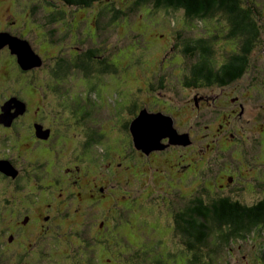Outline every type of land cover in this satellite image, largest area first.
<instances>
[{
  "label": "rangeland",
  "instance_id": "rangeland-1",
  "mask_svg": "<svg viewBox=\"0 0 264 264\" xmlns=\"http://www.w3.org/2000/svg\"><path fill=\"white\" fill-rule=\"evenodd\" d=\"M126 1L115 0L121 8L126 5ZM31 3L32 0H0V29L27 38L43 59L40 66L23 72L7 50L0 51V105L5 98L12 95H17L28 103V110L16 123L19 135L16 140L11 141L24 156L30 153L24 158L25 161L31 158L37 160L39 156L45 167L52 165L49 169L56 174H63V169L76 165L79 167V170L77 169L79 183L71 187L70 181L75 176L62 175L65 177L62 178V184L68 186L64 192L69 193L70 190L77 192L76 199L66 198L64 204L68 209L77 206V210L73 212L74 216L62 215L58 221L62 225V242H58L56 247L51 249L54 259H47L50 251L35 244V236H39L40 230L32 224L27 232V235L30 232L32 235L23 239L25 243L18 247L20 252L24 251V247L29 251L26 252L24 264H132L134 255L142 252L141 245L147 240L156 244L158 248L162 242L167 244L168 252L179 257L180 252L186 251V246L182 236L171 232L172 212L168 206L162 204V196L169 197L185 191L193 192L192 196L199 194L208 198V193L219 191V186L209 184L206 188L208 192L204 193L200 190L201 187L196 188L194 181L197 177L194 174L190 173L188 177H184V171L188 166L182 164L187 160L202 161L198 164L199 168L208 165L202 173L204 179L206 175L211 178L213 174L222 172L220 174L223 177L219 182L224 184V188L228 185L235 188L242 186L243 196L248 203L264 195V148L263 145L252 146L251 141L253 135H258L262 140L264 138L257 133L262 124L264 128V92L259 93L255 89L256 84L249 86L250 80H246L239 87L235 86V90L230 86L221 89L218 87L213 92L208 91L213 98L215 94L217 96L227 93L221 97L223 100L218 101L219 103L225 101L227 105L234 102L239 105L244 101L247 113L238 116L232 122L224 123L223 127L218 125L220 121L209 124L211 109L217 108L215 105L210 108L201 101L200 109L203 114L196 110H192L190 114L183 111L184 108H188L184 105L188 103H184L187 97L185 93L201 95L199 91L189 89L188 92H184L178 83L169 82L163 89L151 88L153 82L157 84L164 81L159 77V73L164 71L160 72L161 66L167 67L168 71L177 68L178 74L181 70L179 68L181 63L175 64L176 68L170 63V56H173L172 47L175 46L177 39L175 31L178 22L175 18L182 15L181 11L171 17L163 11L150 10L152 13L149 14L147 11L141 13L136 9L130 14V25L127 28L121 24L117 27V32L111 27L100 33L94 19L99 9L97 4L88 8L69 6L63 1L43 0L41 6L33 13ZM54 16L56 17L53 18ZM159 21L165 25L159 24ZM132 29L136 32L131 33ZM137 32H141L142 36L138 37ZM89 34L92 39L88 38ZM82 41H85V44ZM89 47L99 49L103 57L111 55L117 66H121L118 72L104 74L103 81H97L93 85L84 79L82 74L75 71L73 73L72 70L69 77L66 76L58 83V77L54 75L56 62L60 59L70 60L79 53H84ZM257 74L255 73L254 77ZM91 86H94L95 90L90 91ZM98 87L102 88V97L100 92L96 91ZM232 90L235 93H232ZM179 92L182 93L179 95ZM87 93L91 95V105L97 104V112L93 113L94 120H91L92 113L88 118L85 116L87 113L83 112V105L89 103L84 100L88 97ZM159 93L162 95L156 96ZM79 95H83V100L77 98ZM228 98L230 101H227ZM75 99L82 103L75 102ZM7 101L9 99L5 100V103ZM181 103L184 104L180 106L182 109L179 112L167 111L168 106L173 109ZM144 104L151 109L149 111L163 109L170 115L174 114L176 116L174 126L182 135L189 132L190 143H169L165 148L152 150L148 154L134 148L130 142L132 136L125 131L124 124L130 117L129 108L134 109L136 113ZM12 105L15 104L12 102ZM37 120L43 127L51 128L53 134L50 145L44 146L33 142L32 135L36 129L33 123ZM90 126L103 134L99 139L101 145L94 143L88 148L89 135L86 136V129ZM222 128L226 133L235 129L233 134L235 136L240 134L244 142L241 144L242 142L237 141V145L234 146L237 148L242 146V150L247 148L253 151L254 155L258 156V164L252 160L250 154H247L243 158L241 157L243 155L239 156L244 160L240 167H233L235 153L232 155L231 149L223 152L220 141L225 142L224 146H230L234 137L230 135L229 141L226 134H222ZM14 133L16 132L12 131L11 135L15 136ZM163 141L168 143L169 140L164 138ZM212 142L208 149L207 143ZM57 148L60 149V158L55 153ZM177 166L181 169L178 170ZM160 168L165 170L158 171ZM162 172H164L162 175L157 174ZM200 173L201 169L198 172L199 176ZM48 177H51L50 174ZM227 178L230 181H227ZM259 182H263V186ZM122 185L129 191L130 197L123 201V204L125 190ZM98 187L102 188L101 191L97 190ZM189 187H192V190ZM145 190L148 194L143 195ZM144 199L148 203L156 201L155 211L152 212L153 208L151 211L145 210L148 203H144ZM78 201H82L84 209H78ZM92 215L95 223L84 225L87 219V223H91ZM4 219V225L14 227L13 215L5 216ZM35 220L38 222L41 219ZM77 228L85 229L87 233L85 235L77 233ZM121 232L126 236L121 235ZM116 233L117 240L127 241L125 244L128 243V246L134 243L133 248L126 247V250L133 253L128 254L123 249L122 253V246H119L114 238ZM149 237L153 239H148ZM251 238L249 241L239 240L237 244L234 243V260L233 262L230 260L231 264H256L259 247L260 255L264 258V243L261 245L264 240L260 239V234H253ZM88 239L89 245L86 244ZM85 250L93 251L92 256L95 259L90 262ZM160 250L164 252L163 248ZM227 250L224 247L219 254L217 253V261L215 258V262L211 263L228 264ZM16 252L17 250L13 248L6 250L4 255H9L13 261L11 255Z\"/></svg>",
  "mask_w": 264,
  "mask_h": 264
},
{
  "label": "trees",
  "instance_id": "trees-1",
  "mask_svg": "<svg viewBox=\"0 0 264 264\" xmlns=\"http://www.w3.org/2000/svg\"><path fill=\"white\" fill-rule=\"evenodd\" d=\"M62 1L69 6L72 5L76 7L89 8L97 4L99 9L94 19L96 20L95 25L100 33L106 28L111 29V27L114 32H117V27L121 24H124V27L127 28L130 25V14L136 9L140 10L141 13L142 11H147L149 14H151L152 11H163L171 17H173L175 13L181 11L182 15L175 18L178 24H182V26L180 27V25L177 24V29L175 31L177 39L175 41V46L172 47L173 56H170V63L174 68L181 63L179 68L182 69V74L185 77L183 78L179 75L180 73L178 74V71H176L178 70L177 68L168 71L167 67L161 66L160 72H162L161 70L164 71L159 73V77L164 81L157 82V84L153 82L152 84L154 88L158 87L159 90L163 89L167 82L174 84L178 83L184 92H188V90L185 91L187 86H191L190 88L194 90H199L202 96H206V99H203L206 106L211 108L213 107L212 105H215L217 107L211 109L209 124H216L218 121H220L219 124L227 123L230 121V116L229 111H227L226 115V110L223 109L226 107L225 101L218 102L223 100L221 97L227 93L224 92L217 96L215 94V98H213L208 91L213 92L214 89L216 90L218 87L221 89L230 86L235 90L240 84L246 82V80H250L249 86L256 84L255 89L259 93L264 92V1L127 0L123 8L118 6L115 0H61L60 2ZM42 2L43 0H32L31 11L33 13L36 12V9L38 6H41L40 4H42ZM48 3H54V1H48ZM55 17L56 16L53 18ZM149 20L153 21L152 18H149ZM159 24L165 25L160 21ZM133 32H136V30L132 29L131 33ZM140 33L137 32L136 35L138 37L142 36ZM229 35L232 36L227 39L228 43L234 42L235 44V46L231 44V48L236 49V46L239 44V53L232 54L231 56L229 54L226 55V44L223 42ZM233 37H235L238 42ZM88 38L92 39L90 34ZM82 42L84 43L85 41ZM100 54L101 51H99V49L89 47L84 53H79L70 60H58L54 67V75L58 77V83H60V80L63 81L66 76L69 77L72 70L73 73L75 71L82 74L83 78L90 81L93 85L97 83V81L102 82L104 74L117 73L121 66H117L116 60L111 55L103 57ZM255 73L258 74L254 77ZM180 80H185L186 84L179 83ZM101 89L102 88H99L96 91H99L102 97ZM92 90H95L94 86L90 87V91ZM181 93L182 92H179V95ZM190 93H185L187 97L184 103L188 102L187 104L181 103L178 107H173V109L168 106L169 109H167V111L178 112L182 109L180 106L184 104L188 107V110L184 108L185 110L183 109V111H188L190 114L192 110H196L197 112L201 111V114H203L200 109L202 108L201 105L195 106V95H192L193 92ZM232 93L235 92L232 90ZM86 95H88V93ZM82 96L83 95H79L77 98L83 100ZM90 96L91 95H88V97L84 99L85 102L89 101V103L87 102L88 105H83L82 108L83 112L89 113V115L85 114V116L90 118V114L92 113L91 120H94L95 117L93 113L97 112V104L91 105L92 100H90ZM198 96L200 97V95ZM79 100L75 99V102H80ZM198 101H200V104L202 99ZM227 101H230L229 98ZM142 109L143 108L140 110ZM140 110L137 113H139ZM129 111H131L129 113L130 117L128 122L124 124V128L130 135L131 115H134L135 111L131 107ZM245 113L247 112H244V114ZM261 128L262 126L258 128L259 130L257 133L264 137V128ZM87 132L91 133L88 139V148L94 143L100 144L99 139L103 132H99L98 129L95 130L91 126ZM231 133L233 132L230 131V134L226 135L227 139L230 137ZM233 137V143L230 146H224L225 142L220 141V147L223 152L231 149L232 155L235 153L233 167H240L244 162L242 158L246 157L247 154H250L252 160L256 161V164H258V156L254 155L253 151L247 148L242 150V146L238 148L234 146V144L237 145V141L243 144L244 140L241 139V135L237 134V136L233 135ZM229 141H231L230 138ZM251 141H253L252 146L256 145V147H260L263 145L264 148V138L262 140L258 135H253ZM130 142L132 146L136 148L133 137ZM212 144L213 142L207 143L209 146L208 149H210ZM103 150H105V148ZM239 156L242 158H239ZM199 162L202 161H185L182 165H187L188 167L184 171V177H188L190 173L194 174L197 177L194 181L196 182V188L198 189L201 187L200 190L204 193L208 192L206 188L209 187V184L212 186H219V191L216 193H208V198H206L205 195L199 194L198 196H192L193 192L186 193L185 191L184 193H176L169 197L162 196V204L168 206L172 212L173 227L171 228V232H175L177 235L182 236L186 251L180 252L179 257H177L174 253L168 252L167 244L162 242L161 246L158 248L156 244L147 240L141 245L142 252H137L136 254L138 255H134L132 264H212L211 261H214L215 258L217 261V253L219 254L224 247L227 248L234 241H238L239 239L244 240L245 238L249 239L256 231L257 235L260 234V239L264 240V195H262L261 198L255 199L252 203H248L243 196L242 186L235 188L229 185L227 188H224V184L219 182V179L223 177L222 174H220L222 172L213 174L214 176L211 178L209 175H206L204 179L202 173L208 165L205 167L202 165L201 168H199ZM162 169L160 168L158 171ZM177 169L180 170L181 168L177 166ZM196 169L197 171L195 172ZM200 169L201 176L198 175ZM164 170L165 169H163V171ZM219 170L220 169H218V171ZM130 172L138 176L134 172ZM163 173L164 172L157 174L162 175ZM262 183L263 182H259V184L263 186ZM122 186L125 190V192H123V196H125V200H122L123 204V201L125 202L130 197L128 195L129 191H127L124 185ZM189 188L192 190V187ZM100 189L101 187L97 188L98 191H101ZM146 190L142 193L143 195L148 194ZM67 194L62 199L63 201H66V198L70 200L72 195L75 199L77 197L76 191ZM144 201L145 199L143 202ZM64 203L65 202L62 203V215L68 217L74 216L73 212H76L77 206L68 209ZM78 203V209H84L82 201H78ZM144 203L147 204L148 202L145 201ZM155 203L156 201L153 200V202L150 201L147 205L144 204L146 206L145 210L148 209L151 211L153 208L152 212L155 211ZM93 217L94 215H92L90 219L91 223H87V219L86 222L84 221V225H93L95 223ZM77 233L85 235L87 232L85 229L79 230L77 228ZM117 233L114 234L116 243L123 247L127 241L122 239L117 240ZM121 235H124V233ZM148 239L152 240L153 238L149 237ZM158 240L160 241L161 238ZM89 242L90 239L87 240L86 244L89 245ZM127 244L128 243L125 244V248L121 247V251L123 249L128 254L133 253V251L129 252V250H126ZM130 244L131 245L128 247L131 249L134 247V245H132L134 243ZM162 248L164 252H161L162 250L160 249ZM124 251H122V253ZM85 252V254H88V260L90 262L95 259L94 256H92V253H94L93 251L85 250ZM90 257H92V259H90Z\"/></svg>",
  "mask_w": 264,
  "mask_h": 264
},
{
  "label": "flooded vegetation",
  "instance_id": "flooded-vegetation-1",
  "mask_svg": "<svg viewBox=\"0 0 264 264\" xmlns=\"http://www.w3.org/2000/svg\"><path fill=\"white\" fill-rule=\"evenodd\" d=\"M0 31H6V29H0ZM9 32L19 35L12 31ZM230 36L232 35L226 37L223 42H225L226 44V55L229 54L231 56L232 54L239 53V44L238 46H236V49L231 48V44H233L234 46L235 44L234 42L228 43L227 39ZM233 38L235 39V37ZM235 40L238 42L237 39ZM2 50H7L10 55L13 56L14 61L19 65L17 61V55L11 52V49L8 47V45L1 47L0 51ZM19 68L23 72L28 70L21 68L20 65ZM179 73V75H181L183 78L185 77L182 74V69ZM179 83L186 84L185 80H180ZM190 87L191 86H187L186 90L191 89L194 92L199 91L197 89L194 90ZM157 95H162V93L156 94V96ZM198 95L196 94L194 96L195 106L200 105V101H198L199 99H202L203 101V99H205L206 97L205 95H200V97ZM11 97H18L23 100L25 103V110L24 112L15 116L12 120L4 121L2 118L3 105L5 103V100L11 99ZM5 100L0 105V146H2L0 147V264L26 263V252L29 251H26V247H24V251L20 252L18 247H21L25 243L23 239L25 240L26 237H29L28 235H32L31 232L27 235V232H29V227L32 224L35 228H38L40 230L39 236H35V244L39 245L38 247L40 248L45 247L47 250H49L51 254L49 257H47V259L53 260L54 256H52L51 249L55 248L58 242H62V225L58 221L60 218H62V203L64 202L62 199L67 194V192H64L65 188H68L66 184H62V178H65L62 177V175L64 174L71 177L75 176V178L70 181L69 186H76L79 183V167H77L76 165H70L67 168L63 169V174H56L54 171L49 169V167H52V165L50 164L49 167H45L43 161L39 160V156L37 160L31 158V160L25 161L24 158L27 157L28 154L30 155V153L28 152L27 155L24 156L18 151V149L15 148L14 144L11 143V141L16 140L19 135L16 123L18 122L19 118L23 117L25 112L28 110V103L25 99L17 95L9 96L8 98H5ZM141 106L143 108L145 107L148 110H151L146 106V104ZM225 106L226 107L223 108L224 110H226L225 114L227 115V111H229L230 116V121L228 122H232V120H235V118H237L238 116L244 115V101L240 102L239 105H236L235 102L232 104L229 103L228 105L227 103H225ZM15 109V107L11 108V110L14 111ZM159 110L160 109H155L152 111ZM161 111L165 110L162 109ZM171 115L175 122L176 116L174 114ZM33 125L36 128L34 130V134L32 135L33 142L44 146H46V144L50 145V138H52L53 134L51 128L43 127V124L38 120L35 121ZM219 126L223 127L224 124H219ZM87 130L89 129H86V131ZM12 131L16 132L14 133L15 136L11 135ZM41 131H48L49 133L45 137L44 133L41 134ZM234 131L232 132L234 133ZM233 133H231V135H234ZM90 134L91 133L87 132L86 136ZM222 134L228 135L230 134V131H227L226 133L224 128H222ZM55 153L59 155L58 157L60 158V149L57 148ZM3 162H5L6 164H3ZM70 171L72 172L70 173ZM49 174L51 177H48ZM71 192L72 191L70 190L69 193L71 194ZM71 198H73V195ZM9 215H13L15 217L14 227L11 225L8 226L3 224L5 220L4 217H8ZM35 218H40L41 220L37 222ZM43 239L44 241H42ZM13 248L17 250V252L14 255H11L13 257V261H11L9 255H4V253L6 250Z\"/></svg>",
  "mask_w": 264,
  "mask_h": 264
},
{
  "label": "water",
  "instance_id": "water-1",
  "mask_svg": "<svg viewBox=\"0 0 264 264\" xmlns=\"http://www.w3.org/2000/svg\"><path fill=\"white\" fill-rule=\"evenodd\" d=\"M5 45H9L11 52L17 55V61L23 69L40 66L43 63L42 57L33 49L27 38L8 31H0V48ZM12 102L15 105H12ZM14 106L16 109L11 112V108ZM24 110L25 103L19 98L13 97L3 105L2 118L4 121L12 120ZM130 131L135 147L147 154L155 149H163L169 143H190L188 133L180 134L174 126L173 117L161 111L149 112L142 110L131 121ZM43 133L46 137L49 132L41 131V134ZM164 138H168V143L162 141Z\"/></svg>",
  "mask_w": 264,
  "mask_h": 264
},
{
  "label": "bare ground",
  "instance_id": "bare-ground-1",
  "mask_svg": "<svg viewBox=\"0 0 264 264\" xmlns=\"http://www.w3.org/2000/svg\"><path fill=\"white\" fill-rule=\"evenodd\" d=\"M142 110H147V109L143 108ZM142 110H140V112H141ZM140 112H139V113H140ZM151 112H152V111H151ZM139 113H138V114H139ZM133 120H134V119H133ZM133 120H132V121H133ZM162 141H163V140H162ZM163 142H164V141H163ZM164 143H165V142H164Z\"/></svg>",
  "mask_w": 264,
  "mask_h": 264
}]
</instances>
